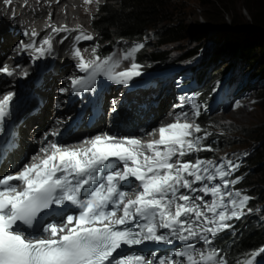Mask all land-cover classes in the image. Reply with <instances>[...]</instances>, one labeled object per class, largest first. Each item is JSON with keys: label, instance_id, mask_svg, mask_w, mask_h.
<instances>
[{"label": "snow or ice", "instance_id": "obj_1", "mask_svg": "<svg viewBox=\"0 0 264 264\" xmlns=\"http://www.w3.org/2000/svg\"><path fill=\"white\" fill-rule=\"evenodd\" d=\"M94 2L98 0H84L86 5ZM3 3L11 6V0ZM66 30L52 27L57 33ZM76 39L93 37L82 33ZM43 44L47 49L36 48L35 42L23 47L43 56L52 42L45 39ZM144 47L137 43L122 57L96 55L92 61L75 48L77 68L86 75L72 79L73 91L94 88L97 76L126 85L142 74V66L132 62L117 69ZM0 73L13 75L7 65ZM13 98L9 92L0 99V132ZM189 99L191 112L176 105L181 111L172 114V122L149 134L158 139L102 133L76 147L53 142L50 150L41 149L38 163L0 178V264H230L213 241L253 212L249 204L254 197L236 188L242 177L232 178L239 167L235 161L197 155L215 149L205 143L211 133L196 122L200 106L195 97ZM132 179L136 187L126 190L125 182ZM54 207L71 211L59 222L41 224V214ZM174 240L183 247L158 260L155 254L114 255L123 246L145 241L171 245ZM261 254L264 246L237 264H256Z\"/></svg>", "mask_w": 264, "mask_h": 264}, {"label": "rangeland", "instance_id": "obj_2", "mask_svg": "<svg viewBox=\"0 0 264 264\" xmlns=\"http://www.w3.org/2000/svg\"><path fill=\"white\" fill-rule=\"evenodd\" d=\"M200 2L201 0H172V3H176V7L179 8V19L184 20L188 27V40L185 43L169 46L163 49L168 60L167 66L165 65L163 68H154L149 74L140 70L142 74H145L146 86L142 87V92H139L142 95L139 100L140 102L149 104V108H151L152 111L159 110L158 117H160L161 115L164 116L167 109L171 110L177 108L174 107V104L178 103L172 100L173 97H176V100L195 97L196 102H198L199 97L204 98L205 103L200 106L201 115L209 120L215 121V124L219 128H224L228 133H232V131L237 128H251L255 130L256 133H253L251 138L253 140L250 141L237 139L233 135L227 134L226 138L232 140L229 142V146L231 147L226 149L223 153L215 155L211 153L212 156H217L218 160L226 157L235 161L239 167L234 170L232 178H236L237 175L244 170L246 166L245 161L250 158L255 149L261 145L260 139L264 136V111L259 108L260 101L258 99V95L264 90V80L261 81L260 77L257 76L259 65H255V67L253 66L252 68V64H249L243 58L236 56V53L234 54V51L231 49L228 50L225 45L237 44L239 46L250 38L253 40L258 38L253 34L254 28L252 27L250 16L244 7L257 11L264 7V0H204V2L209 4L205 7H201ZM256 2L259 3L256 4ZM102 3L103 0H98V3L94 2L90 5H84L85 14L82 20L85 21L88 35L93 37V39L90 40V43L84 48V53L86 54L85 58H87L88 61L94 60L96 56V49L94 46L96 39L94 32L90 28V20L95 15L97 7L102 5ZM19 33L20 35L17 36L20 38L22 37V30H20ZM53 33L52 39L56 38L57 41L52 43L50 51L51 53L54 52L56 57L58 53L62 55L59 59L53 57L55 58L54 66L57 67L65 61L66 55H69L67 54L66 49L70 48V44L67 42L64 45L59 44L56 46V42L58 43V38L61 39L65 36L62 41L65 43L66 37L69 35L66 31ZM59 33L61 36L58 35ZM13 42L14 40L9 44L5 52L11 51L10 49L13 47L11 44ZM21 42L24 43L23 40ZM134 44L128 45L126 42H118L115 46H107L103 48L108 56L112 55L119 58L123 56V54H120V51L130 49ZM60 45L61 48H59ZM195 49L198 51V56L192 62L186 64L174 63ZM221 49L223 51L218 52L216 55V52ZM48 55L49 54L42 56L39 59L37 58V62L40 64H46ZM36 57L38 56L36 55ZM126 62L130 65L132 60ZM39 63L37 64V67L40 66ZM52 69V67L48 68L47 71H51ZM123 69L124 67L121 66L117 70L119 71ZM37 70L38 69L34 70L29 76L36 74ZM170 75L174 76L171 77V85L168 86V82H170V78L168 77H170ZM77 76L80 75L77 74ZM48 82L53 85L55 81L49 78ZM149 86L155 89L149 90ZM164 87H166L165 90H163ZM55 88L56 85L52 88L53 91H55ZM39 90L42 95L46 94L41 92L42 88ZM164 91L167 94H164ZM123 93L124 89L115 92V94L119 96L123 95ZM55 96H53V98ZM134 102L135 101H129L128 104L132 105ZM237 102L245 103L246 105V110L243 115H241V117L244 118H240L236 112L235 106ZM160 103L164 107L166 106L165 109H163L164 107L159 109L161 106ZM129 105L126 104V108H128ZM137 109H145V106H139ZM185 111L190 112V109L187 108ZM124 113L125 112L122 113L121 118L124 117ZM133 116L141 118V116L147 117V114L143 115L134 111ZM31 126L36 127L37 125L33 123ZM139 138L141 139L142 137ZM237 140H240L244 146H236ZM236 188H238V184L236 185ZM256 190L257 189H253L251 192H255ZM260 190L261 192L251 193V196L254 197V199L250 201L249 206L255 207L253 212L247 214L241 220L232 222L233 227L218 236L225 234V236L231 235L235 232V229L240 226H243V228L253 227L264 229V186H261ZM198 247L202 248L203 245H199ZM260 260L261 259L258 256L256 258V264L262 263Z\"/></svg>", "mask_w": 264, "mask_h": 264}, {"label": "trees", "instance_id": "obj_3", "mask_svg": "<svg viewBox=\"0 0 264 264\" xmlns=\"http://www.w3.org/2000/svg\"><path fill=\"white\" fill-rule=\"evenodd\" d=\"M258 3L256 2V4ZM175 4L172 3V0H103L102 5L97 7L95 15L90 20V28L96 39L95 55H99L101 58L107 57L104 48L115 46L118 42H126L128 45L143 43L145 47L136 52L132 60V62L142 66L140 70L144 73H151L154 68L167 66L168 60L163 49L185 43L188 40V27L184 20L179 19V8ZM208 5L204 0H201V7ZM244 9L250 16L254 28L253 34L258 38L255 40L250 38L239 46L237 44L225 46L228 50L234 51L236 56L252 64V68L259 65L257 76L263 81L264 7L257 11L248 7H244ZM127 50L120 52L124 55ZM221 51L223 50L217 51L216 55ZM197 56L198 51L195 49L174 63L186 64L192 62ZM258 99L260 101L259 108L264 111V90L258 95ZM204 103L205 99L199 97L197 104L202 106ZM196 122L211 133L205 143L215 149L211 152L202 151L198 153L197 155L203 159L213 158L211 153H223L231 147L229 142L232 140L226 138L227 134L233 135L237 139L250 141L253 140L251 139L253 133H256L251 128H237L232 133H228L224 128H219L215 121L209 120L203 115H200ZM260 141L261 145L245 161L244 170L237 175V177H242L238 183V189L250 196L251 193L261 192L260 188L264 186V136ZM236 146L242 147L244 145L240 140H237ZM185 159H194V157L187 156ZM253 189L257 190L251 192ZM225 235L218 236L213 241V246L222 250L230 264H237V261L247 258L245 254L264 246V229L262 228H243L240 226L235 229L233 234ZM259 258L261 259L260 262L264 264V254H261Z\"/></svg>", "mask_w": 264, "mask_h": 264}, {"label": "bare ground", "instance_id": "obj_4", "mask_svg": "<svg viewBox=\"0 0 264 264\" xmlns=\"http://www.w3.org/2000/svg\"><path fill=\"white\" fill-rule=\"evenodd\" d=\"M84 5H86L84 3V0H11V6H8V5H5L3 3V0H0V19L3 20L5 22V24H8L9 28H14L13 31L15 32V33H13V35H11V34L7 33L8 31L6 28H3V26L1 27L0 39H2V41H0V58L4 55L5 50L7 49L9 44L15 39V37L17 35L18 36L20 35V33H19L20 30H22V32H23L22 37H20V40H23V42H26L28 38L30 40L34 38L35 39V41H34L35 47L36 48L43 47L45 49H47V47H48L47 45L43 44V41L45 39H50L52 43L54 41H57L56 38L52 39V35L54 34L52 31V27H55L57 29L66 28L67 29L66 33L69 35L68 37H66L65 43L64 42L61 43L62 45L66 44L67 42L70 44V48L66 49V52L69 55H66L65 61L62 64H60V66H57L59 68L54 66V64H55L54 59L55 58L59 59L62 57V55L60 53H58L57 57H56V54L54 52L51 53V51H50L48 53H45V55H43V56H46L47 54H49L46 64H43V63L40 64L39 63L40 66L37 67L38 70H37V73L35 74V80H33V77H32L28 81L29 82L28 87H29V90L33 92V97L25 96V97L21 98V100L18 104V109H17L18 112L16 113V115L24 114L27 110V107H26L23 100L27 101V103H30V104H34L35 102H37L36 101L37 99L43 101L44 103L46 102V104L44 106V109H46V110H44L43 113H41V114H39L41 109L37 110L36 111L37 114H35L32 118H29L28 122L25 123L26 126L28 127L27 129L32 128V130H33V126H31V124L41 123L42 122L41 119H46L48 115H53V105L51 103V100H52L53 96H55V94L57 96V94H59V93L52 91V89H51L52 84H49L50 82H48V79L51 78L52 80H54L55 84H57V83L64 84L66 82V76H68L67 74H69L70 69L75 68L74 64H72L73 62H72L71 58L73 60L77 61L78 63H79V59H80L79 57H76L74 55L73 50L75 48H79L80 52H81V56L85 59V61H88L87 58H85L86 54L84 53V48L90 43V40H83V39L77 40L76 39V37L80 36L82 33L85 35H88V32L86 31L85 21L82 20L84 18V14H85ZM82 6H83V9H82ZM14 8L16 11L13 10ZM50 26H52V27H50ZM25 33H27V35H25ZM33 33H36L37 35H33ZM58 35L61 36L60 33ZM21 43L22 42L18 43V45L15 48H13V51L15 53H17L18 48H19ZM59 48H61V45ZM33 51H34V49H33ZM35 53L37 56H39V54L36 51H35ZM120 54L122 55V53H120ZM68 56L70 57V59ZM40 57H42V56H39V58ZM53 57H55V58H53ZM38 59H37V61H38ZM25 61H26L25 62L26 63V70H27V71L26 70L25 71L27 73H29L32 70V68L28 67V64H27L28 62H27L26 58H25ZM37 64H38V62H36V66H37ZM46 66H48V67H46ZM121 66L124 68H127L130 65L127 64V62L125 61V62L121 63ZM51 67L53 69L51 71H47L48 68H51ZM0 68H1V65H0ZM73 71H75V70H73ZM173 76L174 75H170V77H168V78H170V82L167 81L168 86L171 85V77H173ZM29 77H31V76H29ZM1 80H3V79H1ZM35 82H38L40 88L47 90V93L45 95H42L40 93V90L38 88H35V86H34ZM172 82H173V80H172ZM8 84H11V81H8L7 83H5L4 87ZM148 89L154 90L155 88H151L149 86ZM165 89H166V87H164L163 90H165ZM188 89H190V88H188ZM188 89H185V90H188ZM9 90H10V87H9ZM45 90H42L41 92L44 93ZM21 92H23V91H21ZM163 93L167 94L165 91ZM117 96L120 99L121 105L123 106L121 108V111H123V109L126 108V101L128 99H130V101H135L132 105L128 106L129 111H130L132 116L134 115V111L139 112L141 114H143V113L147 114L146 118L148 120H150L151 123L145 129L144 133H142L140 135L141 137H143L142 140L145 142L152 140V139H158L159 138L158 135L152 136L149 134L153 133V131L158 129L161 125L172 122V119H173L172 114L175 112L181 111V109H179V108H174L171 110L167 109L165 111L166 113L164 114V116L161 115L160 117H158L159 110L152 111V109L149 108V104L144 103V102H140L139 99H140V96H142V95L138 91H132V93H129V94L123 93V95H121V96L117 95ZM182 97H183V95H182ZM54 98H56V97H54ZM173 98H175V99H173ZM173 98H172V100L174 102H177L178 104H180L179 101L181 99L180 100L178 99L179 100L178 101V100H176V97H173ZM161 103H163V102H161ZM178 104H174V107H176V105H178ZM186 105L187 104H184V109H183L184 111L186 110V108H185ZM139 106H145V109H141L139 111L137 109V107H139ZM162 107H164V106L161 104L159 109H161ZM165 107L163 109H165ZM214 109H215V107H214ZM235 109H236V112L239 115V117L244 118V117H241V115H243V113L246 110L245 103L237 102ZM148 111H150V112H148ZM145 114H143V115H145ZM36 115H40V116L36 117ZM104 115L106 117L107 110L105 111ZM121 115L122 114H119L117 116V118H121ZM55 118L53 120H55ZM129 127H131V126H129ZM99 128L100 127H98L99 134H102L103 132ZM23 133H24V135H26V131H23ZM28 143H31V142L29 141ZM14 157H15L14 159L18 160L19 158L22 157V155L17 153ZM212 159H215L217 161L220 160V159L218 160L217 156L213 157ZM205 199L210 200L211 198L205 197Z\"/></svg>", "mask_w": 264, "mask_h": 264}, {"label": "clouds", "instance_id": "obj_5", "mask_svg": "<svg viewBox=\"0 0 264 264\" xmlns=\"http://www.w3.org/2000/svg\"><path fill=\"white\" fill-rule=\"evenodd\" d=\"M200 106V105H199Z\"/></svg>", "mask_w": 264, "mask_h": 264}]
</instances>
